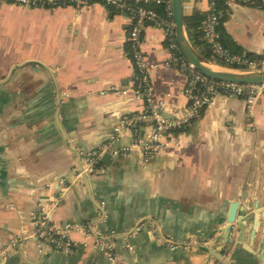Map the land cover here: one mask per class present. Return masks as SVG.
I'll use <instances>...</instances> for the list:
<instances>
[{
    "label": "crops",
    "instance_id": "crops-1",
    "mask_svg": "<svg viewBox=\"0 0 264 264\" xmlns=\"http://www.w3.org/2000/svg\"><path fill=\"white\" fill-rule=\"evenodd\" d=\"M207 9L208 0H184L185 15ZM131 24L129 13L102 2L28 8L0 0V242L33 233V213L46 211L53 224L95 226L118 258L74 231L71 253L30 241L0 253V264H264L262 225L252 251L248 223L243 240L234 229L226 242L224 231L231 202L264 208V95L252 112L243 98L218 96L165 153L145 162L137 152H108L100 172L77 179L81 152L129 144L127 133L112 139L115 126L143 109L131 92ZM221 28L242 53L264 52V14L255 4H235ZM142 48L155 97L186 106V76L166 66L164 29L147 24ZM154 228L191 247L169 248Z\"/></svg>",
    "mask_w": 264,
    "mask_h": 264
},
{
    "label": "built area",
    "instance_id": "built-area-1",
    "mask_svg": "<svg viewBox=\"0 0 264 264\" xmlns=\"http://www.w3.org/2000/svg\"><path fill=\"white\" fill-rule=\"evenodd\" d=\"M12 5L28 8H54L60 6H89L102 2L108 7L127 12L132 17L129 30V44L132 52V62L136 70V79L131 90L133 96L143 102V109L132 112L121 118L115 126L112 139H119L129 134L131 141L119 149L113 148V142L100 143L81 152V169L77 172V179L83 174L93 175L100 172V163L104 154L110 152L122 156H132L139 153L143 161L147 162L163 154L168 148L178 143L179 135L193 122L202 117L204 109L218 97L243 98L250 112L264 95V82L236 83L214 80L199 71L180 50L176 38V23L173 17L171 0H153L164 5L163 12L148 6L149 0H1ZM220 6L217 0H208V9L203 22L204 37L210 45L213 55L229 65L237 68L258 70L264 69V52L257 57H250L244 53H234L227 49L221 41L220 26L238 3L255 4L264 14V0H222ZM147 24L161 27L166 33L169 48V58L166 66L180 71L186 76L184 94L187 104L184 107H172L164 99L155 97L151 76L153 66L148 63L147 56L142 48L143 32ZM141 131L146 135L142 136ZM44 210V208H43ZM43 213V214H42ZM33 213L36 229L28 235H19L8 243L0 242V253L8 249L36 242L39 248H50L71 253L77 247L71 237L74 231L85 232L94 238L95 246L112 262L118 263L113 240L105 239L103 235L89 223L69 221L63 224L51 223L49 212ZM143 226L140 224L139 228ZM138 228V229H139ZM158 242L171 249H189L187 243L177 242L163 235L157 228L152 229ZM129 249L133 246L129 245Z\"/></svg>",
    "mask_w": 264,
    "mask_h": 264
},
{
    "label": "water",
    "instance_id": "water-1",
    "mask_svg": "<svg viewBox=\"0 0 264 264\" xmlns=\"http://www.w3.org/2000/svg\"><path fill=\"white\" fill-rule=\"evenodd\" d=\"M173 17L176 23V38L181 52L199 71L214 80L236 82V83H261L264 82V69L250 70L237 67H230L220 65L216 62L205 58L193 46L190 41L186 26L184 14V0H171ZM260 214V216H258ZM264 208H259V204L255 203L252 208L240 209L238 201L231 202L228 216L225 224L226 242H231L230 235L234 229L239 232L238 240H243L246 235L247 223L250 228V238L248 246L245 247L250 250L256 241V228L262 225V234H264ZM260 248L258 253L264 255V237L260 238ZM216 258L221 260L224 255L220 252L214 251L212 253Z\"/></svg>",
    "mask_w": 264,
    "mask_h": 264
},
{
    "label": "trees",
    "instance_id": "trees-1",
    "mask_svg": "<svg viewBox=\"0 0 264 264\" xmlns=\"http://www.w3.org/2000/svg\"><path fill=\"white\" fill-rule=\"evenodd\" d=\"M220 6L223 5L222 0H217ZM148 6L155 8L158 12L162 13L164 9V5L157 4L156 2H146ZM206 13L196 11L193 15H185V26L188 37L192 42L193 46L200 52L205 58L210 61L216 62L220 65L230 66V67H238L237 65H229L226 64L224 61L216 58L210 48V45L207 43L204 37L203 31V22L205 20ZM225 20V19H224ZM220 33H221V41L223 45L234 53H242L243 50L238 44L233 42L226 34L222 32V28L220 26ZM250 57H256L251 54H248Z\"/></svg>",
    "mask_w": 264,
    "mask_h": 264
}]
</instances>
